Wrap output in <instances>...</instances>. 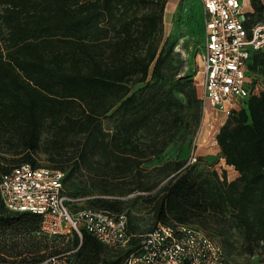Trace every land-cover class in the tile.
<instances>
[{"label":"trees","instance_id":"1","mask_svg":"<svg viewBox=\"0 0 264 264\" xmlns=\"http://www.w3.org/2000/svg\"><path fill=\"white\" fill-rule=\"evenodd\" d=\"M116 2L0 0V34L6 31L0 45V130L14 126L17 143L27 152L22 161L9 167L0 163V175L21 162L38 165L31 151L38 147L48 117H63L69 124L82 121L80 132L93 135L101 131L99 116L116 104L136 107V95L129 93L127 82L133 73H141L142 81L147 78L156 58L164 1L146 0L143 12L122 24L119 49L132 51L134 41L142 48L132 52L130 59L120 57L108 63L92 51L89 36L98 19L113 12ZM250 5L246 25L264 21V0H250ZM55 41L66 49L55 51ZM259 67L264 73V50L252 54L249 72ZM75 101L83 117L70 109ZM216 140L226 164L238 172L237 179L229 180L216 169L199 168L196 162L180 159L175 161V172L149 194L147 201L155 224H229L241 234L242 251L253 254L264 245V88L232 112L220 126ZM52 156L59 166L71 155L57 150ZM118 205L104 200L97 207L112 211L120 209ZM40 222L39 214L8 210L0 197V260L22 256L26 251L41 252L44 244L34 235ZM220 229L224 233V226ZM26 232L27 241L20 240L19 234ZM75 235L80 238L78 253L87 264H122L128 253L114 248L118 254L101 257L108 245L88 232L82 237ZM43 257H33V261Z\"/></svg>","mask_w":264,"mask_h":264},{"label":"rangeland","instance_id":"2","mask_svg":"<svg viewBox=\"0 0 264 264\" xmlns=\"http://www.w3.org/2000/svg\"><path fill=\"white\" fill-rule=\"evenodd\" d=\"M162 1V29L155 43L156 58L145 80H140L138 72L127 82L129 93L136 95V107L116 104L99 116L97 123L101 131L93 135L80 132L82 121L69 124L63 117H48L38 147L31 151L38 165L58 167L65 172V189L77 199L78 205L101 206L104 200L119 202L118 210L126 214L130 232L136 234L155 225L154 212L147 201L149 194L175 172V161L187 162L192 151L197 155L199 168L216 169L229 180L239 175L233 166L226 164L216 140L220 126L228 117L219 112L203 120L200 70L205 29L201 1ZM241 1L246 10H252L250 0ZM145 5L146 0H117L113 12L98 19L89 37L91 49L99 59L110 63L120 57L130 59L132 52L140 51L141 44L136 41L132 51L120 50L118 42L122 24L139 16ZM5 36L3 31L0 45ZM52 47L55 51L66 49L56 41ZM249 78L256 93L264 88L262 67L251 70ZM70 107L78 117H83L77 101ZM17 142L14 126L0 130L2 165L9 167L27 154ZM57 150H67L71 155L59 166L52 156ZM220 226L225 228L222 234ZM199 227L222 244L229 264H264V245L253 254L244 253L241 234L235 227L213 222ZM24 235L29 234L20 233L19 238L27 241ZM34 235L44 244L41 252L26 251L22 256L0 260V264H52L49 258L53 255L64 264H87L78 253L80 238L75 234L35 232ZM114 248L129 250L125 246L108 245L101 257L118 254L119 250ZM42 254V259L33 261V257Z\"/></svg>","mask_w":264,"mask_h":264},{"label":"built area","instance_id":"3","mask_svg":"<svg viewBox=\"0 0 264 264\" xmlns=\"http://www.w3.org/2000/svg\"><path fill=\"white\" fill-rule=\"evenodd\" d=\"M205 40L201 54V102L204 117L221 112L229 117L256 93L249 78V62L264 50V21L246 25L241 0H200ZM191 152L187 163H195ZM60 168L21 162L0 175V197L10 211L41 217L38 232L49 235L88 232L102 243L129 247L122 264H229L224 247L193 224L158 222L146 232H130L124 212L78 205L65 189ZM52 264H64L50 256Z\"/></svg>","mask_w":264,"mask_h":264}]
</instances>
